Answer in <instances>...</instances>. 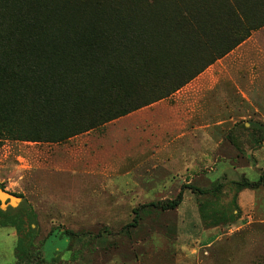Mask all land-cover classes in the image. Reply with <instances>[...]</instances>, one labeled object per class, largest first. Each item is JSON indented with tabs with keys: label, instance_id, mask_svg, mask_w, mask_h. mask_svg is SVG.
I'll list each match as a JSON object with an SVG mask.
<instances>
[{
	"label": "rangeland",
	"instance_id": "rangeland-1",
	"mask_svg": "<svg viewBox=\"0 0 264 264\" xmlns=\"http://www.w3.org/2000/svg\"><path fill=\"white\" fill-rule=\"evenodd\" d=\"M184 1L187 4L189 0ZM173 3V0H128L127 6L133 8L132 24L138 31L134 34L146 35L157 30L165 39ZM257 11L264 19V8ZM257 20L252 13L250 21ZM203 25L208 36L218 43L231 37L227 18L214 35L212 23L210 27ZM262 28L252 30L236 47ZM254 37L253 46L240 56L225 61L231 50L178 91L160 100L169 102L172 114L185 116L180 122L181 134H190L194 129L208 132L209 137L198 138L199 142L214 141L210 147L201 144L203 150L214 152L213 157L209 154L214 161L205 166L200 162L189 168L170 169L161 162V150L175 149L179 136L168 138L159 134L151 142L149 138L146 142L145 137V143L142 136L137 140L139 132L133 123L142 127L144 120L129 121V116L135 114L138 119L143 118L139 114H155L159 118L163 114L160 110L139 111L141 108L96 127L104 134L103 138L109 130L105 139L110 148L105 150L95 146L96 137H91V144L88 139L86 144L71 138L61 143L0 140V185L10 194L21 196L37 214L38 235L31 243V253L36 262L44 258V263L37 264H264L263 187L246 189L237 195L241 218L233 225L206 229L199 213L200 204L213 197L210 193L213 183L223 186L222 194L215 197L216 206L233 207L231 182L243 178L257 181L264 170V143L256 147L249 140L250 122L257 120V113L249 105L241 104L233 93L232 96L230 89L231 82H259L261 74L250 67L264 64L259 57L263 39ZM191 49L182 54L194 55V66H182L177 72L181 77L198 70L200 56L207 54L202 47ZM239 66L245 71L232 72ZM152 117L151 120H157ZM258 121L264 124V118ZM165 123L162 120L160 124ZM191 140L184 137L183 144ZM145 148L149 155L145 154ZM136 156L139 158L135 163L128 162ZM204 156L199 155V159ZM123 158L125 162L118 167ZM112 164L115 167L111 170ZM102 166L109 168L106 174ZM180 192L183 202L177 209L164 211L158 205L175 199ZM13 203L16 205L18 200ZM52 230L57 238L46 241ZM66 230L79 233L80 239H60ZM17 238L14 228L0 227V264H27L16 257Z\"/></svg>",
	"mask_w": 264,
	"mask_h": 264
},
{
	"label": "trees",
	"instance_id": "trees-1",
	"mask_svg": "<svg viewBox=\"0 0 264 264\" xmlns=\"http://www.w3.org/2000/svg\"><path fill=\"white\" fill-rule=\"evenodd\" d=\"M112 1L0 0V140L61 143L126 116L169 97L252 30L264 27L257 11L264 8V0H173L165 39L157 30L134 34L138 31L128 0ZM250 13L257 22L250 21ZM224 18L230 20L231 37L218 43L203 24L212 23L214 35ZM191 47H202L207 54L200 56L198 70L181 77L177 72L182 66H194L195 56L182 54ZM249 130L250 142L261 147L264 124L252 121ZM231 186L233 207L216 206L223 188L217 182L210 190L213 197L200 204L206 229L230 226L241 218L237 195L264 188V170L257 181L243 178ZM182 202L180 192L158 205L169 211ZM0 227L16 230L18 261L33 263L31 243L38 221L27 201L6 209L0 203ZM63 235L60 239H80L71 230ZM56 238L52 230L46 241ZM38 262L44 258L34 264Z\"/></svg>",
	"mask_w": 264,
	"mask_h": 264
},
{
	"label": "crops",
	"instance_id": "crops-1",
	"mask_svg": "<svg viewBox=\"0 0 264 264\" xmlns=\"http://www.w3.org/2000/svg\"><path fill=\"white\" fill-rule=\"evenodd\" d=\"M256 40L262 38L264 41V28H262L261 30L257 31L255 34ZM254 35L252 37H250V39L242 44H240L238 47H236L234 50H232L229 54H227L225 56V61H227L228 59H232L234 57L240 56V53H244V50L249 49L251 46H253L251 44V39L254 37ZM254 37V38H255ZM261 41V47H259V57L261 58V60H264V42ZM239 69V70H238ZM236 71H232V72H243L245 71L244 68H242V66H239ZM251 71H253L255 69V71H257L258 73L261 74V76H259V82H231V94L234 97H237L238 100L241 102V104L244 105H249V109L252 111H254V113L256 112L257 114H255L257 120L255 119V121L261 120V118H264V64H258L255 67H250ZM226 87H228V85L226 84ZM169 102H166L165 100L160 101L157 104H153L149 107H145L139 111H155V110H160L163 112L162 115H159L160 117L158 118L157 115L153 114V115H146V114H139L141 116H143V118H134L136 116H134L135 114L129 116V121L130 118L132 119H143L144 121H141L142 123H144V125L142 127L139 126V123L134 122L133 124H135L136 129H138V136H137V140H139L138 137L142 136L144 137V142H145V137H146V142H148L147 138H149V142H151V138L154 136H157L159 134H165L168 138H174L175 136H179L180 139L177 140L176 145H178L175 149L169 150L168 148L161 150V154H162V161L164 162V165L167 166V168L173 169H179V168H189V165L195 166L196 164L198 165L200 162L204 165L207 162H213L214 160L211 159L210 160V151L209 150H203L202 147L201 148V144H203L204 146L210 147L213 145L214 141L213 140H209V139H205V140H201L199 142L198 138L201 136H210L209 134H207L208 132L206 131H200L199 129H194L190 134H181L180 133V122L182 120L185 119V116H183V114H172V108L168 105ZM251 106H254L253 108H251ZM138 115V116H139ZM150 116L157 117V120H151ZM131 119V120H132ZM234 118H232L231 120H233ZM238 119V118H236ZM235 119V120H236ZM162 120H165L166 123L165 125L160 124ZM123 121V120H122ZM121 121V122H122ZM120 122V123H121ZM260 122V121H259ZM138 127V128H137ZM108 131L107 130V134L106 136L103 138L104 134L101 132H98L97 129H93L90 130L88 132H86L84 135L82 136H75L73 138H71V141H74L75 139H79V141L81 142H86L87 144V139H88V143L91 144L93 141L91 140V137H96L97 140L94 141V144L96 147H98L100 150H105L110 148L109 147V143L106 141L107 139H105L108 135ZM206 134H204V133ZM99 133V134H96ZM181 134V135H180ZM178 137V138H179ZM184 137H191L192 140L189 143H186V145L183 144V142L185 143V141H183ZM193 138H197L195 139V142L193 141ZM85 139V140H84ZM139 142V141H138ZM138 142H137V146H138ZM145 142V143H146ZM176 141L174 140L172 143L174 144ZM193 144V145H192ZM116 147L118 148V144H115ZM169 145V143H168ZM192 145V146H191ZM136 147V146H135ZM120 150H122L121 146H120ZM122 153V151H121ZM124 153V152H123ZM147 153V154H146ZM145 154L149 155V151H146L145 148ZM144 154V155H145ZM151 154V153H150ZM204 154L206 156L202 157L201 159H199V155ZM212 157L214 155V152H211ZM210 154V155H211ZM139 157L136 156L135 160L134 159H130L128 160L129 163L133 164L135 163V161L138 160ZM149 162L151 161L149 158H146ZM125 158L122 159V161L119 162V164L117 165L118 167L120 166L121 163H124ZM178 161V162H177ZM175 164V165H174ZM113 164L111 165L110 169L112 170L113 168ZM129 166H133V165H129ZM205 166V165H204ZM103 168H101L103 171H105L104 173L106 174L108 171V167L106 166H102ZM115 167V166H114ZM129 174L127 173L126 176H128ZM128 184V182L126 183ZM113 185V189H117V185H115V182L112 184ZM123 190V188L121 189Z\"/></svg>",
	"mask_w": 264,
	"mask_h": 264
},
{
	"label": "water",
	"instance_id": "water-1",
	"mask_svg": "<svg viewBox=\"0 0 264 264\" xmlns=\"http://www.w3.org/2000/svg\"><path fill=\"white\" fill-rule=\"evenodd\" d=\"M18 200V203L15 205L13 201ZM21 199L13 194H10L6 190L0 189V203L2 209H6L8 206L17 207L21 203ZM5 206V207H3Z\"/></svg>",
	"mask_w": 264,
	"mask_h": 264
},
{
	"label": "bare ground",
	"instance_id": "bare-ground-1",
	"mask_svg": "<svg viewBox=\"0 0 264 264\" xmlns=\"http://www.w3.org/2000/svg\"><path fill=\"white\" fill-rule=\"evenodd\" d=\"M15 200V199H14Z\"/></svg>",
	"mask_w": 264,
	"mask_h": 264
}]
</instances>
